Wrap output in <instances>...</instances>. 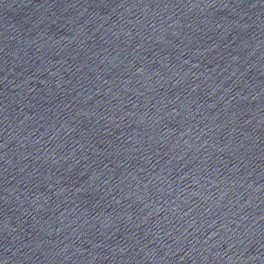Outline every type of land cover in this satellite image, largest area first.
<instances>
[{"label": "water", "instance_id": "95a60500", "mask_svg": "<svg viewBox=\"0 0 264 264\" xmlns=\"http://www.w3.org/2000/svg\"><path fill=\"white\" fill-rule=\"evenodd\" d=\"M264 44V0H203Z\"/></svg>", "mask_w": 264, "mask_h": 264}]
</instances>
